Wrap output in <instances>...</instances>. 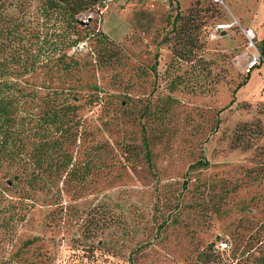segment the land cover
<instances>
[{"label": "rangeland", "instance_id": "rangeland-1", "mask_svg": "<svg viewBox=\"0 0 264 264\" xmlns=\"http://www.w3.org/2000/svg\"><path fill=\"white\" fill-rule=\"evenodd\" d=\"M89 1L75 33L43 0H0L12 18L26 2L41 61L62 50L76 59L50 85L69 89L82 118L69 148L77 176L66 167L55 191L28 186L23 166L0 167V264H264V72L240 70L239 28L210 38L233 19L261 36L264 0ZM189 8L201 15L193 52L209 78L171 88L190 71L184 60L175 69L172 50L175 16ZM42 73L19 82L36 101L49 88ZM37 111H18V129ZM210 251L216 262L204 261Z\"/></svg>", "mask_w": 264, "mask_h": 264}, {"label": "trees", "instance_id": "trees-1", "mask_svg": "<svg viewBox=\"0 0 264 264\" xmlns=\"http://www.w3.org/2000/svg\"><path fill=\"white\" fill-rule=\"evenodd\" d=\"M23 4L26 2H22L19 9L21 18L3 16L0 12V167L23 166L22 170L25 172L23 181L28 186L55 191L57 186L55 183L62 175L61 171L71 166L72 154L69 148L79 138L82 118L78 114V104L72 99L73 96L69 95V89L52 87L50 84L55 78L63 81L60 77L67 76L75 69L77 61L65 50L58 51L54 56L41 61L38 53L40 46L37 44L40 31L35 28L36 22L32 26L27 24L33 20L24 19L27 10ZM89 4V0H43L42 9L45 13L50 10L62 14L68 26L76 33L75 14L87 9ZM176 21L178 24L174 29L178 36L175 37L177 39L175 43L179 46L172 48L174 66L175 69H180L179 60H184L189 63L190 71L186 73V70H183V75H174L170 80L171 88L182 82L190 85L191 89L195 86L200 87L209 78L207 73L210 67L206 59H200L193 52L197 39L195 34H198L202 23L201 15L196 9L189 8L186 14H177ZM97 33H94L99 37L97 40L110 41L104 34ZM78 39H81L80 35L73 42ZM179 40L186 41L191 48L183 47ZM39 68L43 69L42 74L48 81L49 88L38 96L39 100L36 101L35 94L25 91L23 86H19V82L25 81L23 79L26 73ZM30 94L32 97L29 98ZM35 106L38 111L32 119V127L24 132L19 130L17 112ZM22 117L24 120L27 116ZM240 129L241 132L246 131L250 126L244 123ZM253 133L260 135L261 126L257 124ZM200 163L205 164L206 160ZM83 165L86 167L85 163ZM73 171L77 172V169L71 166L66 170V174L76 177L77 175L71 174ZM91 233L92 228L87 234ZM215 258L216 254L210 251L205 254L204 261L216 262ZM6 261L1 264H13Z\"/></svg>", "mask_w": 264, "mask_h": 264}, {"label": "built area", "instance_id": "built-area-1", "mask_svg": "<svg viewBox=\"0 0 264 264\" xmlns=\"http://www.w3.org/2000/svg\"><path fill=\"white\" fill-rule=\"evenodd\" d=\"M214 1L219 2L221 0ZM230 27L239 28L242 36V47L238 55V62H240V70L242 73L249 74L256 66L260 64L264 65V50L257 43L254 28L242 26L237 19L216 23L210 33V38H215L221 30ZM220 245L223 248L226 243L220 242Z\"/></svg>", "mask_w": 264, "mask_h": 264}, {"label": "crops", "instance_id": "crops-1", "mask_svg": "<svg viewBox=\"0 0 264 264\" xmlns=\"http://www.w3.org/2000/svg\"><path fill=\"white\" fill-rule=\"evenodd\" d=\"M245 27H247V26H245ZM253 28V27H252ZM255 30V29H254ZM255 32H256V40H257V43L260 45V47L264 50V48H263V46H262V39L264 38V30L261 32V36H259V34H258V31L257 30H255ZM259 71H261V72H264V65L263 64H260V65H258V66H256L249 74H252L253 72H259Z\"/></svg>", "mask_w": 264, "mask_h": 264}, {"label": "water", "instance_id": "water-1", "mask_svg": "<svg viewBox=\"0 0 264 264\" xmlns=\"http://www.w3.org/2000/svg\"><path fill=\"white\" fill-rule=\"evenodd\" d=\"M224 33H225V31H224V30H221V31H220V34H224Z\"/></svg>", "mask_w": 264, "mask_h": 264}]
</instances>
